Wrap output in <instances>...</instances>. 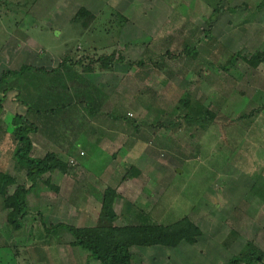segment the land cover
<instances>
[{"label":"rangeland","instance_id":"obj_1","mask_svg":"<svg viewBox=\"0 0 264 264\" xmlns=\"http://www.w3.org/2000/svg\"><path fill=\"white\" fill-rule=\"evenodd\" d=\"M121 1L127 8L120 10L104 2L92 26L96 30L71 43L73 48L79 42L99 50L111 45L125 61L126 56L146 60L143 68L133 66L130 75L127 69L131 66L119 63V74H125L111 93L115 106H107V111H126L139 125L146 124L138 134L147 137V142L134 140V147L112 163L136 160L144 166L147 189L144 200L137 203L149 211L152 220L168 223L188 213L204 232L193 245L183 241L176 248L135 246L132 264H226L248 240L264 250V110L253 121L239 120L242 114L264 105V63L257 69L248 64L250 54L264 48V7L255 9L261 0H231L229 4L222 0L226 9L212 24L208 19L219 0ZM227 4L247 7L234 13ZM250 17L252 20L246 21ZM208 31L211 36H206ZM70 34L71 38L78 35ZM186 45L199 53L187 51ZM2 46L0 42V49L8 47ZM227 50L241 55L231 59ZM11 89L4 99L8 111H22L21 104H16L22 96ZM186 90L216 110L214 123L203 122L197 128L185 123L176 105ZM2 115L6 116V110ZM2 118L6 123V117ZM12 150L13 143L6 135L0 146L1 164L18 182L30 185L25 172L17 169ZM81 153L70 157L79 162L92 155L95 161L103 159L101 154ZM54 191L38 183L28 196L30 214L21 230L8 225L0 199V256L9 260L16 254L20 264H36L38 256L47 264H70L67 258L76 259L69 245L72 235L66 229L58 237L39 226V212L55 214L63 205L58 204L62 199L56 198ZM76 196L77 190L70 197L75 205L79 203ZM123 206L121 201L118 210ZM55 220L44 217L45 223ZM233 229L238 236L231 241ZM158 248L166 249L160 258Z\"/></svg>","mask_w":264,"mask_h":264},{"label":"crops","instance_id":"obj_2","mask_svg":"<svg viewBox=\"0 0 264 264\" xmlns=\"http://www.w3.org/2000/svg\"><path fill=\"white\" fill-rule=\"evenodd\" d=\"M103 1L0 0V42L2 47L8 46L6 49H0V76L9 69L19 70L24 65L31 68L25 74L10 76L0 84V88L4 87L3 94L0 93L1 97L6 100L5 94L12 88V92L18 91L15 93L22 96L16 104L23 107L22 111L9 113L7 104L4 103L3 113L6 110V116H2L6 117L8 122L15 114L29 113L30 120L39 126V130L32 135V155L42 157L47 152L54 151L67 159L74 158L77 161L74 168L70 165L66 173L56 170L45 175L56 185V198L62 199L58 204L63 205L55 214L39 212V226L44 232H47L46 228L59 222L75 226L96 225L104 192L108 187L116 189L119 193L115 208L120 217L115 221V225L139 224L146 218L152 220L149 211L139 207L137 203L144 200V191L147 189L145 184L148 179L145 177L147 175L144 166L136 160L131 164L123 161L120 164L112 163L118 159L120 153H128L134 147V140L147 142V137L138 134L142 133L140 126L146 124L139 125L126 111H107V106H115L112 102V90L116 87L118 79L123 78L125 74H119L118 69L119 63H124L115 60L113 64L107 65L102 58L99 59L113 52L111 45L101 50L94 46L84 47V43L79 42L77 48L71 46L74 39L80 41L84 34L93 32L95 28L92 26L97 20L89 17L87 20L91 25L84 27L81 22L74 20L79 9L86 8L98 18L104 2L120 10L127 8L125 1ZM243 4L236 6H240L239 9L246 8ZM127 14L129 13L125 16ZM130 22L132 25V21ZM71 31L78 35L71 38ZM126 59L125 64L131 66L127 69V75L133 72V66L143 68L146 65L145 58L135 61V58L128 59L126 56ZM146 78L147 76L142 74V80ZM144 84L146 82L141 83ZM29 106L33 111H29ZM79 151L101 154L103 159L100 162L95 161L92 155L83 157V161L79 162L75 157H70ZM121 167L123 171L120 173ZM131 167H136L141 174L127 177ZM126 187L131 189V193ZM75 190L79 201L77 205L73 204L70 198L74 197ZM121 201H124V206L122 210H118L117 205ZM60 208L66 212L61 213ZM44 217L56 218V222L45 223ZM189 217L191 218L190 215ZM154 221L160 222L152 220ZM63 230L60 229L58 233ZM72 241L73 237L69 245L76 259L71 258V261L75 264H87L88 252L72 246ZM133 247L135 246L131 247V251L135 257ZM164 250L166 249L156 250L159 258ZM38 257L40 258L35 259L36 264H47L43 256ZM67 259L71 264L70 257ZM18 261L17 257V263ZM89 263L100 264V261L93 258ZM27 264H31L30 261Z\"/></svg>","mask_w":264,"mask_h":264},{"label":"trees","instance_id":"obj_3","mask_svg":"<svg viewBox=\"0 0 264 264\" xmlns=\"http://www.w3.org/2000/svg\"><path fill=\"white\" fill-rule=\"evenodd\" d=\"M230 1L227 0V3L229 4ZM263 7L264 0H261L255 9L260 11ZM239 8L240 6H229L227 9L236 12ZM225 9L223 1L219 0L213 7L212 14L208 19L210 24L215 22L219 14L224 12ZM89 17L92 19L96 18L88 9L82 7L75 14L74 20L81 22V25L88 28L91 25L87 20ZM251 20L252 18L250 17L246 21ZM211 35L210 31L206 32V36ZM185 49L189 50V52L192 51L194 55L199 53L194 47L192 48L189 45H186ZM229 53L231 59L238 58L241 55L240 51H230ZM101 58L107 65L108 63L110 65L113 64L115 60L118 62L125 61L123 56L117 55L115 52L101 56L99 59ZM263 63L264 48L250 54L248 64L251 68L257 69ZM231 64L230 61L225 68L228 69ZM29 69L31 70L29 65H24L19 70L9 69L5 71L0 76V84L10 76L25 74ZM4 99V97L0 98V146L5 136L9 135L13 143L12 156L17 169L25 172L26 178L31 183L27 185L18 182L17 176L10 173L0 162V199L2 207L7 211L8 225L14 230H20L23 227L24 218L30 212L28 196L39 182H43L53 190L58 191L52 180L44 176L56 170L66 173L69 166L72 165L70 160L74 158L68 160L54 151H49L42 157L32 155L34 145L32 135L39 130V126L30 120L29 113L15 114L9 122L5 123L2 118ZM67 107H70V105H67ZM176 110L182 113L185 123L194 128L201 126L203 122L214 123L218 115L214 108L196 99L189 90H186L179 98ZM263 110L264 105L248 114H242L239 116V120L252 118L253 121L258 113ZM29 111H33L31 106H29ZM127 173V177H132L140 175L141 171L136 167H131ZM12 187H14L13 190H11ZM117 197H119V193L116 189L108 187L105 190L102 208L96 225L75 226L59 222L46 228L47 233L54 236L59 234L58 231L60 229H66L73 237L72 246H77L88 252L87 264H90L89 261L93 258L98 259L100 264H132L134 259L131 251L132 246L164 245L177 247L183 241L189 244H196L203 235V230L189 217L188 213L182 214L168 223H162V221L152 222V220L146 218L139 224L115 225V221L120 217L115 208ZM229 236H233L230 239L232 241L238 236V232L233 229ZM228 244L230 243H225V245ZM0 264H18L16 254H13L9 260L5 259V256H0ZM226 264H264V250L254 241L248 240L240 252L233 255Z\"/></svg>","mask_w":264,"mask_h":264},{"label":"built area","instance_id":"obj_4","mask_svg":"<svg viewBox=\"0 0 264 264\" xmlns=\"http://www.w3.org/2000/svg\"><path fill=\"white\" fill-rule=\"evenodd\" d=\"M81 154H84V153L82 152ZM70 162H71L72 165L76 164V160L75 159H71Z\"/></svg>","mask_w":264,"mask_h":264}]
</instances>
